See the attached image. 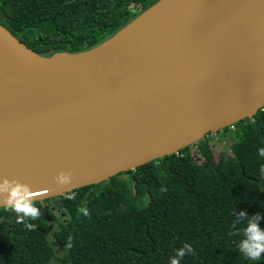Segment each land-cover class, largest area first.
Instances as JSON below:
<instances>
[{"label": "water", "instance_id": "1", "mask_svg": "<svg viewBox=\"0 0 264 264\" xmlns=\"http://www.w3.org/2000/svg\"><path fill=\"white\" fill-rule=\"evenodd\" d=\"M263 107L264 0H158L99 45L50 56L0 23V178L34 201L66 192L61 170L70 190L96 184Z\"/></svg>", "mask_w": 264, "mask_h": 264}, {"label": "trees", "instance_id": "2", "mask_svg": "<svg viewBox=\"0 0 264 264\" xmlns=\"http://www.w3.org/2000/svg\"><path fill=\"white\" fill-rule=\"evenodd\" d=\"M157 0H0V23L40 55L59 51L78 38L101 36L96 45L123 27L118 14ZM231 154L215 160L205 139L120 172L99 183L58 196L68 214L59 223L49 211L53 199L35 200L37 225L16 223L15 212L0 207V264H169L185 243L193 251L180 264H256L238 249L247 219L259 213L264 224V107L233 124ZM126 175L127 179L119 178ZM132 182V183H130ZM86 207L89 215L79 213ZM243 211L248 217L238 218ZM238 232V235H232ZM70 243V247L67 245Z\"/></svg>", "mask_w": 264, "mask_h": 264}, {"label": "clouds", "instance_id": "3", "mask_svg": "<svg viewBox=\"0 0 264 264\" xmlns=\"http://www.w3.org/2000/svg\"><path fill=\"white\" fill-rule=\"evenodd\" d=\"M259 154L264 156V148L259 150ZM57 188L65 189V198L73 200L76 193L70 189L76 187L73 173L61 170L53 177ZM41 195L37 191H33L31 185L21 182L18 178L2 177L0 178V205L5 206V211L15 212L16 223L24 224L28 230H35L37 225L28 223L27 219H36L40 216V210L34 205L33 201ZM79 213L89 215L86 207H80ZM248 217L245 212L241 211L238 218ZM261 219L257 213L247 219L246 227L244 228L243 238L238 242L239 252L248 260L258 261L261 254L264 253V229H261L258 221ZM232 235H238V232H232ZM70 247V243L67 245ZM193 251L191 245L185 243L183 247L176 250L174 257L170 258L169 264H180V260L187 254Z\"/></svg>", "mask_w": 264, "mask_h": 264}, {"label": "rangeland", "instance_id": "4", "mask_svg": "<svg viewBox=\"0 0 264 264\" xmlns=\"http://www.w3.org/2000/svg\"><path fill=\"white\" fill-rule=\"evenodd\" d=\"M139 1H142V0H139ZM137 12H138V8H133V7L130 9L124 10L118 14L119 21L127 24L136 17V16L135 17L133 16ZM100 36L101 34L98 33L97 35L89 36L87 38H78L72 44L57 45V49L59 51H67L71 53L86 51L100 44V43L97 45L95 44L96 40ZM235 128L236 127L234 125L228 126L226 128H223L222 130H218L216 132L214 131L210 132L204 137V139L208 142L209 148L215 160H218L222 154H231V145L237 139ZM189 151L197 162L200 163L202 161L199 150L194 144L190 145ZM119 173L120 172H118L117 174ZM118 177L125 179V181L127 179L126 175H123V174L119 175ZM57 200L58 198L56 196H53V199L48 200L45 203L49 204V211L55 216V219L57 220V222L63 224L67 221L68 214L64 213L62 209H60L56 205ZM34 205H37V204H34Z\"/></svg>", "mask_w": 264, "mask_h": 264}, {"label": "built area", "instance_id": "5", "mask_svg": "<svg viewBox=\"0 0 264 264\" xmlns=\"http://www.w3.org/2000/svg\"><path fill=\"white\" fill-rule=\"evenodd\" d=\"M230 126H232V125H230Z\"/></svg>", "mask_w": 264, "mask_h": 264}]
</instances>
